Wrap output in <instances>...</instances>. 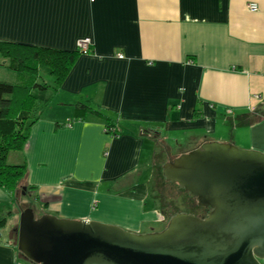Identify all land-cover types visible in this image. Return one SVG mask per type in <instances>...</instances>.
<instances>
[{"label":"crops","instance_id":"1","mask_svg":"<svg viewBox=\"0 0 264 264\" xmlns=\"http://www.w3.org/2000/svg\"><path fill=\"white\" fill-rule=\"evenodd\" d=\"M86 38L19 152L21 189L0 188L3 231L32 207L24 192L44 214L155 232L168 220L148 203L170 189L162 152L217 141L264 153V0H0L2 43L72 53ZM79 104L104 116L71 121ZM17 232L3 241L0 231V264H24Z\"/></svg>","mask_w":264,"mask_h":264},{"label":"water","instance_id":"2","mask_svg":"<svg viewBox=\"0 0 264 264\" xmlns=\"http://www.w3.org/2000/svg\"><path fill=\"white\" fill-rule=\"evenodd\" d=\"M163 176L210 208L207 217L181 212L162 231L139 234L95 220L36 218L29 207L18 251L34 264H262L263 152L205 142L166 163Z\"/></svg>","mask_w":264,"mask_h":264},{"label":"trees","instance_id":"3","mask_svg":"<svg viewBox=\"0 0 264 264\" xmlns=\"http://www.w3.org/2000/svg\"><path fill=\"white\" fill-rule=\"evenodd\" d=\"M84 53L87 52L70 53L0 42V68L14 72L11 81H0V188L9 193L21 189L27 173L26 162L9 165L8 156L23 150L38 114L62 86L78 56ZM44 72L54 78L53 85L44 78ZM91 113L104 116L89 104H79L71 121L82 120ZM105 131L114 137L119 135L118 127L112 123L107 124ZM32 189L35 188H28ZM2 227L3 221L0 231Z\"/></svg>","mask_w":264,"mask_h":264},{"label":"rangeland","instance_id":"4","mask_svg":"<svg viewBox=\"0 0 264 264\" xmlns=\"http://www.w3.org/2000/svg\"><path fill=\"white\" fill-rule=\"evenodd\" d=\"M13 73H14L13 71L6 70L5 68L1 67L0 68V81H5V82L11 81L13 79V77H14ZM174 155H175L174 154V149H172L170 154H168L167 152H162L161 156H160V153H159V156H160V159H161V160L160 159L159 160L162 163L164 162V164H166L167 162H169V160L173 161L176 158H178V157H175ZM21 158H23V155H22V153H19V151L11 152L9 154V156H8L7 163L9 165H20L19 164V159H21ZM160 173H161L160 178L162 179L163 185L165 186V188L169 187L170 189H166L165 190V189L160 188V190H151V191H149L148 203H150L152 205L158 203L159 206H161L162 208L165 209V215H166V213L168 214L169 210L171 211L170 213H172L171 214L172 216L176 215L175 213H177V211H179V210L180 211H184V210L191 211L192 205L189 206V201H188L189 198H187L188 196L186 194H184V193H183V195L181 193H179L177 190H180V188H178L177 185H175L174 183L167 182L166 179L164 177H162V174H163L162 170H161ZM21 193H22V197H21L22 202H25L26 204L31 205L33 207V209H34V213H35L36 218H40L42 216L41 208H40L42 206V204L39 203L34 198L35 196H33V194H28L26 196V194L24 192H21ZM17 198H18V196H17ZM15 204H16V207H17V202ZM21 211L17 210L16 213L14 214V216L12 218H10V220L8 221V224H7L6 228L4 229V231H3V229L1 230V233L3 235L2 236L3 237V241L5 239L8 240V238H6V234L9 233L10 229H12V230L15 229V230L18 231L19 223H20V216H21V213H22ZM18 214H19V218H18ZM167 225H168L167 222L165 224H163V225L162 224H156V225L152 226V229H154L155 232H160ZM7 236H9V234ZM20 260L22 262H24V264H34V263L26 260L23 257ZM261 263L264 264V260H262ZM20 264H21V262H20Z\"/></svg>","mask_w":264,"mask_h":264},{"label":"flooded vegetation","instance_id":"5","mask_svg":"<svg viewBox=\"0 0 264 264\" xmlns=\"http://www.w3.org/2000/svg\"><path fill=\"white\" fill-rule=\"evenodd\" d=\"M176 185V184H175ZM177 187L178 188H180L178 185H177ZM179 193H181L182 195H183V193L184 194H186L188 197L187 198H189L188 199V201H189V206L190 205H192V209H191V211H189V210H184V211H177V213H181V212H184V213H189V214H193V215H195V216H198V217H200V218H206L207 217V215L209 214V212L211 211L210 210V208H204V207H199L198 206V204L196 203L197 201L195 200V199H191L190 198V196H189V194L184 190V189H182V188H180V190H177ZM194 207V208H193ZM28 208V207H27ZM30 208H32V207H30ZM195 210V211H194ZM194 211V212H193ZM171 211L169 210L168 211V214H167V216H168V220L172 217V213H170ZM177 213H175V214H177ZM41 214L43 215L44 214V211H41ZM171 215V216H170ZM170 216V217H169ZM167 220V221H168Z\"/></svg>","mask_w":264,"mask_h":264},{"label":"built area","instance_id":"6","mask_svg":"<svg viewBox=\"0 0 264 264\" xmlns=\"http://www.w3.org/2000/svg\"><path fill=\"white\" fill-rule=\"evenodd\" d=\"M249 9L251 12H256L257 11V5L256 4H251L249 6ZM92 42L90 39L86 38L83 40H80L78 43V50L82 51V52H88V50L90 49ZM119 58H123L122 55H119Z\"/></svg>","mask_w":264,"mask_h":264}]
</instances>
